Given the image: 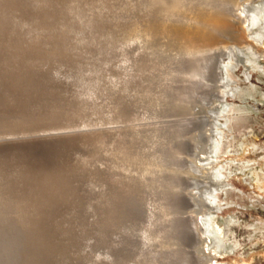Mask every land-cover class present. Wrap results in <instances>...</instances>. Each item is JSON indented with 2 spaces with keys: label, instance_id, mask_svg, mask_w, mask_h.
Here are the masks:
<instances>
[{
  "label": "water",
  "instance_id": "water-1",
  "mask_svg": "<svg viewBox=\"0 0 264 264\" xmlns=\"http://www.w3.org/2000/svg\"><path fill=\"white\" fill-rule=\"evenodd\" d=\"M229 1L0 0V264H116V254L128 263L131 258L139 262L158 218L171 224L173 220L164 199L159 201V214L153 211L163 181L158 178L151 184L148 177L161 167L173 169L179 161L174 155L154 157L151 148L132 152L133 146L163 132L166 96L185 69L177 70L178 62L200 57L197 30L186 38L190 42L185 54L180 52L181 44L169 48L182 26L179 18H192L191 26L203 28L206 40L220 31L223 15L217 12ZM253 17H247L246 28H254ZM164 48L180 58H170L171 72L163 71L148 89V53L155 62ZM80 54L93 59L97 68L91 84L77 98H70L61 93L65 86L78 84L81 65L76 74L63 67L73 70L72 59ZM218 64L215 73L225 77ZM74 116L85 126L77 124ZM212 121L209 153L201 168L210 165L209 158L219 147L212 141L218 139L214 117ZM180 123L182 119L172 125L167 121V132ZM97 144L102 150L98 158ZM117 158L128 168L131 162L141 165L142 172L131 173V179H120L116 173L107 188L102 183L105 192L91 194L88 179L94 176L92 182L101 181L97 170H105L97 164L111 165ZM212 174L209 185L217 186L218 178ZM92 195L94 201L88 206ZM213 200L205 194L202 204L219 214L222 209L215 211ZM89 212L94 213L92 219L101 217L104 224L123 229L118 235L123 240L99 257L88 243L94 238ZM209 222V218L198 220V231L209 236L208 245L220 248L226 240L209 232Z\"/></svg>",
  "mask_w": 264,
  "mask_h": 264
},
{
  "label": "bare ground",
  "instance_id": "bare-ground-1",
  "mask_svg": "<svg viewBox=\"0 0 264 264\" xmlns=\"http://www.w3.org/2000/svg\"><path fill=\"white\" fill-rule=\"evenodd\" d=\"M217 14L223 15L220 24L221 28L219 27L220 31L217 30V32L210 35L206 40L203 37V34L206 33L203 28L191 26L190 20L192 18H179V21L181 20L182 22V26L178 31H175V40H170L169 43L171 45L169 48L174 49V46L178 48V45L181 44L180 52L185 54L188 42H190L186 41V38L191 39L192 33L197 30L194 36L197 38L196 48L200 53V57L198 56L194 61L188 59L178 62L177 70L181 72L182 69H185L182 71V75L178 76L176 81H174L176 87L166 96L168 105L165 114L167 115L164 116L162 123L160 122L161 126H163L160 131L163 132L160 135L151 136L143 142L136 143L132 150V152L137 153L143 152L146 148H151L154 150L152 152L154 157L159 154L163 156L174 155V160L176 159L179 161V165L177 164L173 169L161 167L159 170H155L157 174L160 171L161 175L156 176V173L153 171L148 177L151 184L155 180H159L158 178L163 181L161 196H156L157 200H154L157 202L155 204L153 203L152 208L156 215H158L159 203L161 199H164V201L170 204L171 212H173L172 224L163 218L164 221L158 218L155 227L148 233L150 239L139 262L131 258L130 263H128L125 258H122V256L119 258V254H116V257H113L116 264H232L233 260L231 263H221L218 261L226 260L227 258L234 259L237 255L236 248L229 243V234L231 233L229 227L235 225L238 221L235 222L232 217L227 216L226 219L219 221L218 228H216L211 225L214 219L213 215H216V213L211 212V209L202 204L203 195L210 194L214 198L212 207L215 211L218 209L220 211L221 209L214 203L217 201L215 200L214 192H216L215 195L219 193L222 194L226 190V187H228L226 184L227 178L221 175V169L215 161L217 152L214 156L209 158L210 165H206L203 168H201V165L206 161L209 143H211L210 134L213 131V117L215 120L216 132H218V139H220L219 131L224 125H222L221 122H223L229 107L226 101L227 99L231 100L232 97H234L233 91H236L229 80V73H232L237 66H241V73L243 75L247 74L248 68L252 65L254 68H261L257 62L256 56L261 55L260 53L262 51L259 47L261 45L264 47V0H230L222 11L217 12ZM249 15L254 16V28H246V20ZM169 48L162 49V52L157 56L158 58L155 62H153V58L150 56L151 52L149 51L148 64H145L148 89L152 90L163 71H166V69L167 72L170 71L169 64L171 62L168 63L170 58H180L172 54V50ZM236 54H243L246 57L243 59L233 58ZM103 59L107 60L106 58ZM72 60L76 62L73 70H67L65 67L63 68L65 72L76 74V71L79 69L78 64H80L81 73L76 77L79 81L77 85H73V88L70 84L65 86L61 94H65L70 98H77V96H79L93 81V69H96L97 66H95L96 63L93 59L87 58L84 54L78 55V58L73 57ZM217 63L224 67L226 71L225 77L215 73V65ZM68 66H71L70 62ZM87 73H92V75L89 77ZM155 73H157V75H155ZM176 74L175 71L174 75ZM179 79H181L180 82ZM67 81L69 82L70 80ZM71 82H73V79H71ZM228 93H231V95L225 98ZM53 95L55 96L57 94L54 93ZM74 117L77 119L76 116ZM74 117L73 119H75ZM180 119L183 120V123H180L181 125L171 133L167 132L166 128H170V126H165V123L168 121V125H172L175 124V121H179ZM92 120L93 118L90 119V121ZM96 120H100V118H96ZM80 121L77 119V124L85 126L81 124ZM223 123H226V120ZM167 133H169V135ZM218 139L214 137L212 141L217 144L219 143ZM82 147H84V151L88 150L87 147ZM253 147V145L247 144L244 149L246 148L248 151L252 150ZM90 151H92V148ZM116 151L121 152L120 149H116ZM94 152L97 158L100 157L99 154L102 152L100 144L94 147ZM104 153L106 158L110 159L109 153ZM121 156L123 155H120V157ZM140 158L138 160H140ZM95 161L96 163L98 162L97 159ZM95 161H93L94 164ZM131 163V168H128V163H124L123 160H119V158L111 165L110 163L100 164L99 162L97 165H102L105 169L97 170L102 173H100V177H102L101 181L92 182L94 176L88 179L90 184L87 186V190L93 195H99L103 190L105 192V185L107 188L108 182L116 173V176H118V178L120 176V179H131V173L138 176L139 172H142L141 165L135 164L134 162ZM90 168L92 169V167ZM83 171L93 172V170ZM241 172L243 174L241 173L240 175L243 178L249 179L251 183L264 189L262 179L257 177L256 173L251 169ZM212 173L218 178L217 186L209 185L211 184L210 178H212ZM141 174H144V172ZM80 182L82 181L80 180ZM102 183H105V185ZM82 185L83 182L80 183V186ZM99 187L102 188L98 191ZM93 195L91 196L92 200L90 199L89 201L90 203L88 202V206L92 205L94 201ZM88 206L86 204V209ZM86 215L91 219L94 231V238H89L88 240L87 236V240L88 243H92L91 246L93 248H96L94 253L96 257L102 256L103 252L108 248H110V250L114 249V246L123 240V238H119L118 236H121V231L123 230L120 226L106 225L104 224L105 222H102L101 217L92 219L94 216L92 212ZM204 218H209V232L214 237H220L222 240H226L224 245L220 248L212 244L208 245L207 242L210 241L209 236L198 231V220ZM253 223L248 226L246 225V229L254 227ZM97 229H99L100 233ZM249 237L251 239L252 236ZM68 247L69 245L67 248Z\"/></svg>",
  "mask_w": 264,
  "mask_h": 264
},
{
  "label": "rangeland",
  "instance_id": "rangeland-1",
  "mask_svg": "<svg viewBox=\"0 0 264 264\" xmlns=\"http://www.w3.org/2000/svg\"><path fill=\"white\" fill-rule=\"evenodd\" d=\"M259 49L262 52L256 59L261 70L252 65L246 77L241 73V66H237L229 73V80L236 91L234 97L226 101L229 106L223 120L226 123L221 122L224 128L219 131V147L215 158L221 175L227 178L228 187L222 194L215 195V203L222 210L213 215L211 225L218 228L219 221L227 216L238 221L229 227V243L236 248L237 255L234 259L218 261L221 263H231L233 260L232 264H264V189L240 175L241 171L251 169L264 183L263 45ZM247 144L253 145V149H244ZM252 223L253 229H246V225ZM249 236H252L251 239Z\"/></svg>",
  "mask_w": 264,
  "mask_h": 264
}]
</instances>
